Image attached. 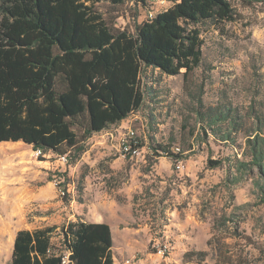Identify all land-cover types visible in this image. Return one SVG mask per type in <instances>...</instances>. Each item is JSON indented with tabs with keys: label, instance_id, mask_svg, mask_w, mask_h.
<instances>
[{
	"label": "rangeland",
	"instance_id": "1",
	"mask_svg": "<svg viewBox=\"0 0 264 264\" xmlns=\"http://www.w3.org/2000/svg\"><path fill=\"white\" fill-rule=\"evenodd\" d=\"M177 1L123 0L114 5L105 0L94 10L112 34H134L150 9L156 15ZM228 1L235 21L198 25L200 65L186 79L143 69L142 107L92 135L79 157L88 161L73 175L70 157L62 163L53 153L37 157L21 142L0 144V264H10L20 230L55 226L52 244L61 249L60 228L76 220V208L86 213L96 186L121 205L131 202L129 227L137 262L150 256L151 264H182L184 250L195 248L207 252L206 264H225L227 258L232 264H264L261 181L256 171H237L236 162L247 161L246 133L260 129L264 134V3ZM199 100L202 113L208 108L228 111L241 118L243 129L227 142L214 141L210 134L206 138L205 122L196 114ZM128 132L138 140L140 154L124 158L120 145ZM157 146L179 149L173 154L184 158V171L176 170L169 157L153 155ZM209 160L222 163L211 169ZM116 246L122 243L117 240ZM163 246L169 248L165 256L158 253Z\"/></svg>",
	"mask_w": 264,
	"mask_h": 264
},
{
	"label": "trees",
	"instance_id": "2",
	"mask_svg": "<svg viewBox=\"0 0 264 264\" xmlns=\"http://www.w3.org/2000/svg\"><path fill=\"white\" fill-rule=\"evenodd\" d=\"M102 1L0 0V143L21 142L42 155L53 153L75 162L92 135L142 107L143 69L186 79L202 60L198 25L219 26L236 19L228 0H178L137 25L134 34L114 35L94 10ZM198 103L196 114L205 122L206 138L210 134L214 141L227 142L243 129L235 114L219 108L202 113ZM246 134L247 161L237 160V171H256L264 201V134L260 129ZM151 150L156 157L183 159L173 148ZM221 163L208 161L211 169ZM56 229L18 231L10 264H113L108 225L69 222L60 228L62 247L57 250L52 244ZM207 256L190 251L183 260L202 264ZM224 261L232 264L229 258Z\"/></svg>",
	"mask_w": 264,
	"mask_h": 264
},
{
	"label": "crops",
	"instance_id": "3",
	"mask_svg": "<svg viewBox=\"0 0 264 264\" xmlns=\"http://www.w3.org/2000/svg\"><path fill=\"white\" fill-rule=\"evenodd\" d=\"M87 159L88 158H78L75 162L71 163V165L68 166V169L71 170L72 175L76 172L78 165L80 163L82 164L85 161H88ZM179 162L181 163V167H182L181 170L179 171L182 172L185 169L184 158L179 159ZM91 191H92L91 195H94V199L87 202L86 213H80L79 209L76 208L75 212L73 213V216L76 219L75 221L80 220L82 222L108 225V227L110 228L112 241H113V246H112L113 264H122L125 259L134 257L135 255L132 254L138 252V250L135 249L134 246L132 245L131 241L133 240L132 239L133 232H130L131 228L129 227L134 219L132 213V204L129 201L127 205H121L118 203L116 199L112 197V195L110 194L108 195L104 193L103 196L101 189H99L97 186L91 188ZM75 221H71V222H75ZM135 231H139V230L136 229ZM117 240L122 243V246H116ZM190 251H201V250H196L195 248H190V249L188 248L184 250L183 254L180 256V262L182 264H195V263H186L183 260V256ZM201 252H206V251L202 250ZM129 253H131L130 254L131 256L125 257L126 255H129ZM151 259L152 258H150L149 256L143 260H140V262H137L136 264H151L150 261ZM165 260H167V258H165ZM206 262H207V258L202 264H206Z\"/></svg>",
	"mask_w": 264,
	"mask_h": 264
},
{
	"label": "built area",
	"instance_id": "4",
	"mask_svg": "<svg viewBox=\"0 0 264 264\" xmlns=\"http://www.w3.org/2000/svg\"><path fill=\"white\" fill-rule=\"evenodd\" d=\"M158 2V0H150V3L152 4H156ZM163 3V2H161ZM155 16L154 12L152 11V9H150L148 11V17L146 19V21H151L153 19V17ZM180 150L175 148L173 149V153H178ZM120 153L121 156L126 158V157H134L140 154V147H139V142L136 139V137L134 136L133 132H128L125 136V138H123L122 143L120 145ZM35 155L37 157L41 156V151L36 150L35 151ZM60 161H62V163H66L67 162V156H62L59 158ZM174 166L176 168V170H181V163L179 162V160H175L174 161ZM61 196H65L66 195V191L62 190L60 192ZM169 251V248H167V246H163L161 248H159L158 253L162 254L165 256V254H167ZM137 260H136V256L131 257V258H127L123 261L122 264H136Z\"/></svg>",
	"mask_w": 264,
	"mask_h": 264
},
{
	"label": "bare ground",
	"instance_id": "5",
	"mask_svg": "<svg viewBox=\"0 0 264 264\" xmlns=\"http://www.w3.org/2000/svg\"><path fill=\"white\" fill-rule=\"evenodd\" d=\"M10 142H8V143H0V144H9Z\"/></svg>",
	"mask_w": 264,
	"mask_h": 264
}]
</instances>
